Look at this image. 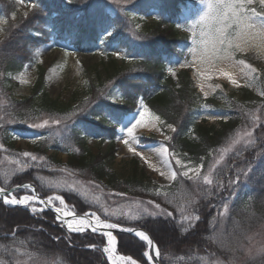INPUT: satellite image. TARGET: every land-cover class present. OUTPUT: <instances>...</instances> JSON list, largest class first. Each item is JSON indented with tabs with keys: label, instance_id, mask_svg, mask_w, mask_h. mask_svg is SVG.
<instances>
[{
	"label": "trees",
	"instance_id": "obj_1",
	"mask_svg": "<svg viewBox=\"0 0 264 264\" xmlns=\"http://www.w3.org/2000/svg\"><path fill=\"white\" fill-rule=\"evenodd\" d=\"M68 1L34 0L35 7L23 14L15 0H0V13L8 18L0 41V145L12 147V131L38 135L29 157L17 150L19 162L25 159L33 165L15 172L8 182L0 177V186L32 182L45 197L53 191L43 187L39 175L50 178L52 170L75 173L120 204L137 200L160 205V214L154 216L142 213L132 220L111 219L146 231L159 248L160 264H264V255L249 253L252 237L261 235L264 228V76L256 83L258 92L243 87L225 96L219 92L202 99L186 70L178 71L175 80L167 74L165 68L174 59L188 60V36L179 35L176 27L184 19L188 0ZM152 10L157 12L156 22L137 27L139 17ZM53 35L80 52L94 51L99 44H115L133 59L127 66L113 62L105 70L106 79L89 82L86 96L75 104L44 91L43 70L38 72L31 94L15 98L10 91L15 84L8 75L33 61L36 49L51 42ZM114 91L118 102L113 100ZM139 98L173 126L166 145L185 160L200 164L199 178L178 174L169 185L161 186L144 172L138 173L136 166L127 178L111 168L114 129ZM203 104L223 117L216 125L197 122ZM45 120L44 127H32ZM242 133L246 138L237 142ZM95 136L110 141L106 153L91 152L87 139ZM56 152L66 153L67 161L63 163ZM32 156L37 159L33 161ZM204 175L213 181L211 185L204 182ZM27 192L22 189L14 194ZM60 193L76 213L92 208L74 192ZM186 214L201 219L189 224L183 219ZM56 236L62 239L57 241ZM115 237L119 254L150 264L144 255L145 242L126 233ZM104 244L102 235L66 232L49 211L33 214L0 201L1 264H109L102 252Z\"/></svg>",
	"mask_w": 264,
	"mask_h": 264
},
{
	"label": "rangeland",
	"instance_id": "obj_2",
	"mask_svg": "<svg viewBox=\"0 0 264 264\" xmlns=\"http://www.w3.org/2000/svg\"><path fill=\"white\" fill-rule=\"evenodd\" d=\"M15 1L19 11L23 14L32 8V0ZM64 2L65 4L69 3L68 0H64ZM186 3L188 8L184 11V19L181 23H177L176 27L179 31V35L188 36L187 39L190 42V47L188 48L189 60L174 59L173 62L169 63L165 68L167 74L174 79L176 78V72L178 70L188 69L195 81V86L200 89L204 97L212 96L219 92L225 96L232 91H238L242 87H249L258 92L256 83L264 76V38L258 35L264 34V17H253L250 20V23L254 24L255 27L250 30V34L241 41L242 51L230 49V51L233 52L232 59L206 58L202 54V46L197 43L201 39L200 33L203 28V26L197 22L207 11V5L206 3H202L201 0H188ZM249 7L255 8L257 12L264 11V7L260 5L259 0H253V3L249 5ZM157 17V12L152 10L146 15L139 17L140 20L135 24L139 28L147 25L151 26L156 22ZM11 19H15L14 13L11 15ZM7 22V16L0 13V41L3 38V29ZM204 30L207 31L206 28ZM51 39V42L44 43L36 49L33 61L25 63L20 70L8 75L7 78L15 84L10 89L11 94L15 98L28 97L31 94L38 72L43 70L44 91L52 98L75 104L86 96L89 82H98L106 79L105 70L113 66V62L117 64H121L122 62L124 66H127L130 64V60L133 59V56L126 55L125 50L118 48L115 44L111 46L99 44L94 51L82 53L67 42L57 40L54 36H52ZM180 50H183V47H180ZM241 60L245 61V64H240L239 61ZM248 64H250L255 71H250L245 66ZM227 67H231L238 73L237 83L233 84L232 80L220 74L221 70L226 71L225 69ZM241 69H243V71H241ZM114 94L113 100L118 102L119 100L117 97L119 95H117L116 91H114ZM145 107L149 113L148 119L144 124L137 125L132 136H129L127 127H131L132 124L135 123V120L139 118V112L143 111ZM1 111L0 105V116ZM154 117L158 116L152 113L141 99H137L135 108L119 121L118 126L114 129L115 136L112 152L114 158L110 163L115 173L121 178H127L133 175V166H136L138 173L144 172L157 184L167 186L173 181V179H171L172 171H176L177 175L179 174L182 176L183 172L188 168H200L202 171V166L200 164L195 165L185 160L180 152L170 150L167 147L166 141L169 140L170 134L173 131V126L171 125L172 127L169 128L168 126L170 124L165 123L160 118L155 119ZM1 118L2 117H0V120H2ZM222 118L220 114L213 111L211 105L203 104L197 122L204 123L205 125H216ZM12 132V147L5 149L0 145V177L3 178L4 182H8L10 177L20 169L23 170L33 165V162L26 161L25 159L19 162L17 158L21 160V156L18 155L19 152L17 150L23 153H30L35 143L36 134L30 131L20 133L18 131ZM242 134L237 136V142L241 141L240 139L246 138L244 134ZM133 137H135V139H133ZM125 140H127L128 143H125ZM87 143L93 154L106 153L109 147L108 140H102L96 136L89 137ZM165 147L170 154L167 158L161 155L160 151H157ZM133 148L135 152L131 150ZM140 151L148 154L150 159L145 157L139 160L137 155L140 154ZM10 153H13V155H10ZM48 153H51V151L48 150ZM55 155L63 163L68 159L67 154L62 152H56ZM166 159L168 161L167 164L165 163ZM177 159L181 161V164L175 163ZM43 165L49 166L47 162H44ZM161 173H163V176ZM52 175L53 176L50 178L44 175L38 176L43 187L53 191L45 195V197L62 196L60 192L63 191L74 192L83 202L92 207L91 209L85 210V212L87 211L91 214L100 216L103 220L112 221V218H127L132 220L142 213L145 215L154 213L153 216L160 214V209L154 207L153 204L142 203L137 200L120 204L119 201L112 198L109 193H105L99 187L93 186L87 181L78 178L75 173L67 174L65 172L59 174L58 171L52 170ZM189 177L195 178L191 172L189 173ZM24 195L30 194L26 193ZM54 205L58 206L59 202H54ZM32 206L37 208L35 213L44 211V208L35 201L25 207L31 211ZM65 208L75 212L74 207L66 200ZM145 208L148 210L147 213L144 212ZM41 209H43V211H40ZM31 213L33 212L31 211ZM184 216L191 215L186 214ZM105 241L104 248L107 247V238ZM260 248H264V228L261 235H257L256 238L252 237L249 253L252 254L257 252ZM105 254L108 256V253ZM146 257L148 258V256ZM108 261L109 264H112L111 260ZM22 262L18 264H29L27 261ZM117 264H130V262L118 261Z\"/></svg>",
	"mask_w": 264,
	"mask_h": 264
},
{
	"label": "snow or ice",
	"instance_id": "obj_3",
	"mask_svg": "<svg viewBox=\"0 0 264 264\" xmlns=\"http://www.w3.org/2000/svg\"><path fill=\"white\" fill-rule=\"evenodd\" d=\"M202 3H206L207 11L200 17L198 24L202 25L203 28L201 30L200 36L201 39L197 42L199 45L202 46L203 49V56L206 58H216V59H223V60H230L233 57V52L230 49H235L238 51H242L241 41L244 40L250 34V30L254 29L255 25L250 23V20L253 17H264V11L257 12L255 8H250L249 5L253 3V0H201ZM259 3L262 7H264V0H259ZM35 7V5H33ZM207 29L205 31L204 29ZM264 38V34H258ZM240 64H245V61H239ZM250 71H255L252 69L250 64L245 65ZM243 71V69H241ZM220 74L222 76L228 77L232 80V83L235 84L237 81L233 79L232 74L228 71L221 70ZM203 87V86H201ZM264 94V93H262ZM149 113L147 108L145 107L143 111L139 112V118L135 120V123L132 124L131 127H127V133L129 136H132L135 128L137 125H142L148 119ZM155 119H159V117H154ZM54 124H59V120H53ZM48 124V120H45L43 124L37 125L33 124L32 127H44ZM169 128L172 126L169 125ZM135 139V137H133ZM125 143H128L125 140ZM135 152V149H131ZM157 151L161 152V155L165 156L166 158L170 155L168 149L165 147L163 149H158ZM23 155L28 157L30 154L28 152H24ZM142 155V154H141ZM31 159L35 161L37 158L36 156H32ZM167 159L165 163L167 164ZM176 164H181V161L177 159L175 161ZM27 166V165H25ZM193 173L195 178H199L201 176V169L200 168H188L186 171L183 172V176L189 177V173ZM211 172V169H209ZM163 176V173H161ZM177 176L176 171L171 172V179L175 180ZM190 179L193 177H189ZM203 180L206 184L211 185L213 181L209 178L208 175L203 176ZM233 183L229 181V184ZM221 185L218 183L217 187ZM19 188H29V184H21L18 185ZM9 190L6 188H0V201H2L5 205H23L29 206L34 201H38L41 204H47L52 206L54 202L58 201L59 205H65V199L60 196H48L46 200L39 199L35 196L30 195H23L17 197L16 195H8ZM211 194V193H209ZM155 207L157 209L160 208L159 204H156ZM225 210L228 209V205L224 204ZM55 212L57 213V217L59 218L62 215L65 218V224L67 229L70 232H84L86 230V226L91 228L93 231H96V228L93 226V221L96 225L103 224L105 228L113 229L119 226L118 223H107L102 221L100 216L95 214H91L90 218L85 217H76L75 213L68 212L63 207H55ZM31 211L35 213L37 208L35 206L31 207ZM40 211H43L41 209ZM144 212H148L147 208L144 209ZM154 213H148V215H153ZM166 215H171V213H165ZM69 216H72V219H67ZM133 219H136L134 217ZM189 224H192V221L195 220L197 223L201 219L199 215L196 216H186L183 217ZM195 225H193L194 227ZM42 230V229H41ZM16 229L13 230V235L15 234ZM127 231H133L132 229H127ZM107 247L103 248L104 253H108V259L111 260L112 264H117V261H128L130 264H137L136 260L133 259L131 256H116L115 253V244L116 238L113 236L111 232L107 234ZM135 236L139 238L141 242H147V245L152 247L155 250V256L159 257L161 255L158 246H156L153 242V239L150 238L145 231H136ZM55 240L59 241L62 237L56 236L54 237ZM260 254L264 255V248H260L257 250ZM144 255L148 256V259H153V256L148 255L147 252Z\"/></svg>",
	"mask_w": 264,
	"mask_h": 264
},
{
	"label": "water",
	"instance_id": "obj_4",
	"mask_svg": "<svg viewBox=\"0 0 264 264\" xmlns=\"http://www.w3.org/2000/svg\"><path fill=\"white\" fill-rule=\"evenodd\" d=\"M24 184H29L30 185V189H32V192H33V194H34V196L35 197H38V192H37V190H36V188L34 187V185L33 184H31V183H24ZM16 189H20L18 186H16V187H13V188H10V189H8L9 190V192H8V195H10L14 190H16ZM38 204H40V205H43L47 210H49V211H51V212H53L55 215L57 214L56 212H55V207H52V206H49V205H47V204H41V203H39L38 201H36ZM7 206H9V207H11V206H13V205H7ZM62 216V215H61ZM72 217V216H71ZM76 217L77 218H79V217H85V218H90L86 213H84V214H80V215H76ZM63 222V224L65 225V221L63 220L62 221ZM94 222V221H93ZM107 223H112V222H107ZM99 227H100V230H96V231H93L91 228H86V230L85 231H90V232H93V233H98V234H104V235H106L108 232H111L112 234H113V236H114V234L115 233H126V234H129V235H132V236H135V232L136 231H144V230H142V229H138V228H130V227H121V226H118L117 228H113V229H108V228H105L104 226H101V225H99ZM132 229L133 231H127V229ZM68 230V229H67ZM69 231V230H68ZM146 234H148L147 232H146ZM149 235V234H148ZM136 237V236H135ZM138 238V237H137ZM151 238V237H150ZM154 242V241H153ZM155 244V243H154ZM156 245V244H155ZM149 247V249L151 250V252H152V255H153V259H154V261H155V263L156 264H160L159 263V261H158V257H156L155 256V250L152 248V247H150V246H148Z\"/></svg>",
	"mask_w": 264,
	"mask_h": 264
},
{
	"label": "bare ground",
	"instance_id": "obj_5",
	"mask_svg": "<svg viewBox=\"0 0 264 264\" xmlns=\"http://www.w3.org/2000/svg\"><path fill=\"white\" fill-rule=\"evenodd\" d=\"M54 36V35H53ZM52 37V36H51ZM51 41H52V39H51ZM83 53V52H82ZM226 71H228V72H230L231 74H232V77H233V79H235V80H237V76H238V73H236L231 67H227L226 69H225ZM138 152V151H137ZM142 154V155H141ZM137 157H138V159L140 160V158H145V157H147L148 159H150V156L148 155V154H146V153H144V152H141L140 151V154L139 155H137ZM148 162H149V160H148ZM15 192V191H14ZM24 194H26V193H23V194H21L20 196H23ZM15 195V194H14ZM63 206V205H62ZM62 206H60V207H62ZM58 218V217H57ZM59 220H64L65 221V218L63 217V216H61L60 215V217L58 218ZM67 219H70V218H67ZM93 226L96 228V230H100V227H99V225H96L95 224V222H93ZM101 226H103V224L101 225ZM86 228H88L87 226H86ZM166 232H167V230H166ZM108 246V245H107ZM116 256H119V255H117L116 253H114ZM118 262V261H117ZM124 262H126V261H124Z\"/></svg>",
	"mask_w": 264,
	"mask_h": 264
}]
</instances>
